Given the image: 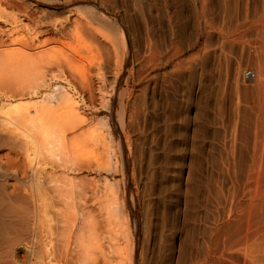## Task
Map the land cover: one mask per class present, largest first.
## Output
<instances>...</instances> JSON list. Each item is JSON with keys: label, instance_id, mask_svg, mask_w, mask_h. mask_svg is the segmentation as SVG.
<instances>
[{"label": "rangeland", "instance_id": "rangeland-1", "mask_svg": "<svg viewBox=\"0 0 264 264\" xmlns=\"http://www.w3.org/2000/svg\"><path fill=\"white\" fill-rule=\"evenodd\" d=\"M207 2L218 17L221 0ZM195 5L0 0L10 41L25 38L0 41L1 60L16 52L0 62V264L200 258L240 196L238 89L254 66L236 47L221 52L216 34L193 48ZM68 109L78 127H62ZM18 111L68 128L66 142L46 128L30 136L32 122L12 128ZM54 135L66 145L52 147Z\"/></svg>", "mask_w": 264, "mask_h": 264}, {"label": "bare ground", "instance_id": "bare-ground-1", "mask_svg": "<svg viewBox=\"0 0 264 264\" xmlns=\"http://www.w3.org/2000/svg\"><path fill=\"white\" fill-rule=\"evenodd\" d=\"M195 1H196L195 13L193 16V20H194L193 48L197 46L200 47L201 49L204 48L207 45L209 38L212 36V34L214 35L216 34L218 37L219 44L221 46V50H220L221 52L225 50L230 51L234 47H236L240 55H246L247 61H249L252 64V66H254V70H252L253 76L250 79L247 78L246 71L243 72L244 78L251 80L253 84L249 85L247 83L248 85H245L240 90L238 89V100L240 105L239 108V123H240L239 128L241 133L240 143H242V145H240L241 153H239L240 196L238 199V203L234 205L232 209L229 208L231 209V211L229 213V216L227 217L228 218L227 220L225 219L220 224H217L212 231L211 230L209 231V234L204 244L201 245L200 248H198V252H196L197 253L196 257H200V258L193 260L191 264H264V27L262 26V23L264 24V17H263L264 0H221L219 5L220 11L218 17H214V15L212 16V14L210 13L211 9H209V4L207 0H195ZM25 11L23 12L24 13L23 16L24 18L25 17L27 18L28 13H26ZM24 18L23 17L20 18L19 21L25 25L27 23L23 22ZM8 29L9 28L4 25L2 28V25L0 24V32H1L0 37L3 38L0 41L4 43V44L1 43L3 46L5 45L7 46L5 42L10 41L11 39V35L5 33V31H7ZM24 40L25 38L23 36H19L16 37L13 41L11 40L10 42L23 43ZM22 45L20 44V46L22 47L27 46L24 44ZM13 50L12 51L8 50L10 51L8 52L10 54H8L6 51L5 56H7L6 54H8L9 59H11L12 56L14 57L16 52ZM203 50L204 49H202L201 51L203 52ZM13 53L15 54L13 55ZM73 53L75 54V52ZM150 53L153 54L154 52H150ZM11 54L12 56L10 57L9 55ZM64 54H62V56H64L65 58L67 53L64 52ZM67 56L70 55L68 54ZM31 57L32 56H30V59ZM151 57H153V55ZM9 59L5 57L2 60L5 63H7L6 60H8L9 62L12 61V59L11 60ZM167 59L168 58H166V60ZM2 60L0 59V62H2ZM150 60L151 59H149V61ZM24 61L25 60L22 61L23 66L25 65ZM242 62L245 61L242 60ZM244 64L243 66H245ZM157 67L159 66L157 65ZM244 78H243V82L245 83ZM13 91L15 92V88ZM13 96L15 97V95ZM10 111H13V109L10 108ZM23 111L15 112L16 114L12 112L15 114V115L12 114L13 118L9 116L10 118L7 119V121L5 122L10 123L9 125L12 124L11 125L12 128L15 127L14 125L18 124L20 121L24 122V124L21 122L23 124L22 126L19 123L20 127H25V128L28 127L32 122L31 123L32 127L30 126V128L29 127L27 128L28 132H31L32 134L26 132L27 135L31 134L30 136L32 135L34 136L33 133L35 132L38 133L37 131H39L40 134L42 132L41 131L42 128L43 129L46 128L45 130H43V132H45L46 130L48 132L51 131L53 134L56 135V137L58 133L61 132L62 136L58 135L59 136L58 139H59L60 137L61 138L63 137L64 134L63 131L66 134V132L70 129L69 123L71 122L74 123L73 126L71 123L72 126L71 128L73 127L75 128L78 124L76 123L77 122L76 120H79V118H77L78 113L75 112L74 114L73 109L70 110L71 113L69 111L70 114H68V111L66 110L67 113L65 112L66 114L64 113V118L62 117L64 119L62 127L66 128V126L67 127L69 126V129L67 128L65 130H62L64 128H62L61 126L60 128L58 126L59 127L58 130L60 129L61 131L57 133L56 131L54 132V130H51L50 126L48 128L49 124L46 122V120L42 121L41 118L44 117V115H42L41 118L40 117L37 118V121L36 119L33 120L36 121L37 123L36 124L35 122L33 123V121L30 119L31 116L27 112H23ZM44 113L46 114L47 112L45 111ZM65 115H67L66 118ZM73 117L76 118H74L73 120ZM16 120L18 123L16 122ZM15 122L16 124H14ZM19 125L17 126L19 127ZM58 125H61V123H59ZM33 127H36L37 129ZM32 128L35 130H33ZM21 130L22 131L24 130L21 133L22 138L25 139L27 137L28 138L27 140L30 142V138L25 134L26 129L23 128ZM22 134H25L26 137L23 136ZM55 135H54V139H56ZM32 138L33 137H31V139ZM58 139L55 140V144L54 145L52 144V147H56L57 144L56 142L61 143V144H57L59 145L58 147H60V145L61 147H64L62 145H66L65 140H67V138L64 140L63 137V140L65 142L64 141L62 142V140L58 141ZM24 142H26V140ZM41 151L42 150H39V152ZM50 200L52 201V198H50ZM36 206L41 208L43 205L40 207V203H39V206L38 204ZM53 218L47 221L49 219L48 218L46 221L50 222Z\"/></svg>", "mask_w": 264, "mask_h": 264}, {"label": "built area", "instance_id": "built-area-1", "mask_svg": "<svg viewBox=\"0 0 264 264\" xmlns=\"http://www.w3.org/2000/svg\"><path fill=\"white\" fill-rule=\"evenodd\" d=\"M246 76H247L248 79H250V78L253 76L252 71L247 70V71H246Z\"/></svg>", "mask_w": 264, "mask_h": 264}]
</instances>
